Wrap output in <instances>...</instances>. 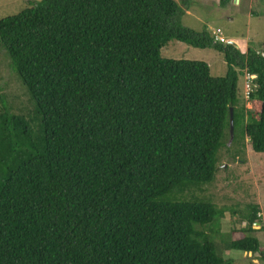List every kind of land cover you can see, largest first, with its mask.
<instances>
[{
	"label": "trees",
	"instance_id": "obj_1",
	"mask_svg": "<svg viewBox=\"0 0 264 264\" xmlns=\"http://www.w3.org/2000/svg\"><path fill=\"white\" fill-rule=\"evenodd\" d=\"M181 3L42 0L0 20L44 132L32 154L26 120L0 113V264H233L230 250L264 264L259 206L248 235L222 249L199 228L219 227L225 210L176 196L214 180L230 108L233 140L264 154V52L185 26L193 0ZM172 40L215 48L227 75L162 58ZM243 72L253 110L237 107Z\"/></svg>",
	"mask_w": 264,
	"mask_h": 264
},
{
	"label": "rangeland",
	"instance_id": "obj_2",
	"mask_svg": "<svg viewBox=\"0 0 264 264\" xmlns=\"http://www.w3.org/2000/svg\"><path fill=\"white\" fill-rule=\"evenodd\" d=\"M41 1L0 0V20L12 17L30 4ZM176 1L182 6L181 0ZM182 22L197 32L207 30L214 38H224L226 43L236 45L242 53H247L249 49L264 52V0H233L227 6H222L220 0H193L190 9H185ZM161 57L205 62L213 77H225L229 70L223 54L213 47L199 49L172 40L162 47ZM254 79V76L246 72L240 76L238 109L243 105L246 110L254 109L248 100ZM5 108L26 120L29 134L25 138H28V142L29 139L33 141L32 149L31 143L26 149L32 154L37 153L36 148L44 132L36 104L19 74L11 68L10 60L0 44V113ZM223 143L224 146L217 154L214 180L207 184H191L176 196L181 200L206 201L225 210L219 227L213 224L198 227L204 229L210 240L225 249L226 242L248 235L242 230L247 227L245 215L250 205L260 207L261 222H257L260 225L254 224L253 228H264V154L252 151L248 138L238 136L231 141L228 130ZM260 236L264 250V232ZM224 256L233 259V264H262L258 254L230 250L224 252Z\"/></svg>",
	"mask_w": 264,
	"mask_h": 264
},
{
	"label": "water",
	"instance_id": "obj_3",
	"mask_svg": "<svg viewBox=\"0 0 264 264\" xmlns=\"http://www.w3.org/2000/svg\"><path fill=\"white\" fill-rule=\"evenodd\" d=\"M234 129H235L234 110H233V108H230V137H231V141H233V139H234ZM256 224L260 225V223H256Z\"/></svg>",
	"mask_w": 264,
	"mask_h": 264
},
{
	"label": "built area",
	"instance_id": "obj_4",
	"mask_svg": "<svg viewBox=\"0 0 264 264\" xmlns=\"http://www.w3.org/2000/svg\"><path fill=\"white\" fill-rule=\"evenodd\" d=\"M218 32H220V31L218 30ZM215 40L220 41V42H225V39L222 37H216ZM262 55L264 56V53H262Z\"/></svg>",
	"mask_w": 264,
	"mask_h": 264
}]
</instances>
